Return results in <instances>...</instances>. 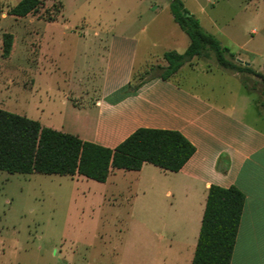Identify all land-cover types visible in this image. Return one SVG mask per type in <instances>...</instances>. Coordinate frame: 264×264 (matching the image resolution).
Segmentation results:
<instances>
[{
	"label": "rangeland",
	"instance_id": "1",
	"mask_svg": "<svg viewBox=\"0 0 264 264\" xmlns=\"http://www.w3.org/2000/svg\"><path fill=\"white\" fill-rule=\"evenodd\" d=\"M19 1L0 0V109L81 139L94 118L87 106L101 88L111 35L135 32L132 72L165 52L183 53L189 44L172 20V0H40L32 14L9 15ZM180 1L237 60L264 67V0ZM6 34L12 35L7 57ZM196 62L201 65L194 73L187 74L186 65L179 71L192 80L186 87L225 109L236 98L250 113L264 111V97L248 94L238 74L223 71L213 58ZM225 93L232 100L219 97ZM144 168L114 171L104 183L0 172V209L11 238V260L1 264H174L190 241L188 219L161 194L169 186L163 173Z\"/></svg>",
	"mask_w": 264,
	"mask_h": 264
},
{
	"label": "crops",
	"instance_id": "2",
	"mask_svg": "<svg viewBox=\"0 0 264 264\" xmlns=\"http://www.w3.org/2000/svg\"><path fill=\"white\" fill-rule=\"evenodd\" d=\"M150 12L157 11L152 7ZM134 33L126 31L111 35L109 45H106V68L101 88L94 90L98 95L87 106L95 111L94 118L89 134L80 139L113 149L139 128L180 132L195 147V153L182 169L172 173L151 165L169 180V186L161 194L171 198L176 210L188 219L184 231L190 241L184 248L180 247L174 264L192 262L211 185L235 186L245 196L230 264H264V111L250 113L236 98L229 109L213 103L185 86L192 80L181 74V69L168 80H152L135 95L118 99L117 92L127 85L132 75L138 48ZM95 37H100V33L94 32ZM240 49L247 56L253 55L251 50ZM162 56H157L154 61L166 65ZM150 62L146 61L145 65ZM241 62H249L252 68L264 74V67H253V61L242 59ZM185 65L190 74L201 63L197 64L195 58ZM219 97L232 100L228 93ZM148 165L144 163L136 172L143 171ZM114 171L117 170L109 175ZM6 216L0 209V264L5 259L11 260L7 245L11 244L10 227ZM171 243L172 239L169 251L174 255L177 245L173 248Z\"/></svg>",
	"mask_w": 264,
	"mask_h": 264
},
{
	"label": "trees",
	"instance_id": "3",
	"mask_svg": "<svg viewBox=\"0 0 264 264\" xmlns=\"http://www.w3.org/2000/svg\"><path fill=\"white\" fill-rule=\"evenodd\" d=\"M41 6L40 0H20L8 14L25 17ZM169 11L188 37V47L183 53L165 52L162 60L166 65L151 62L142 71H133L127 85L117 92L118 99L135 95L152 80H168L195 58H213L223 71L238 74L247 92L264 97V74L238 61L180 0H172ZM11 48L12 35L6 34L3 55L7 57ZM194 153V145L175 130L139 128L110 149L0 109V172L8 174L81 176L104 183L113 170L139 171L144 163L177 173ZM244 203L245 196L235 186L209 187L191 264L231 263Z\"/></svg>",
	"mask_w": 264,
	"mask_h": 264
},
{
	"label": "water",
	"instance_id": "4",
	"mask_svg": "<svg viewBox=\"0 0 264 264\" xmlns=\"http://www.w3.org/2000/svg\"><path fill=\"white\" fill-rule=\"evenodd\" d=\"M238 61H240V62H241V60H239V59H238Z\"/></svg>",
	"mask_w": 264,
	"mask_h": 264
}]
</instances>
